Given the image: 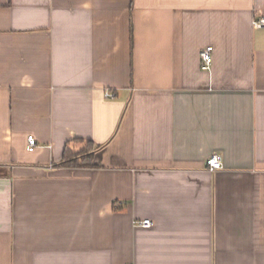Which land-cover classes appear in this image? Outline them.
<instances>
[{
	"label": "crops",
	"instance_id": "obj_1",
	"mask_svg": "<svg viewBox=\"0 0 264 264\" xmlns=\"http://www.w3.org/2000/svg\"><path fill=\"white\" fill-rule=\"evenodd\" d=\"M260 15L264 0H0V264H264ZM86 142L90 164L65 163Z\"/></svg>",
	"mask_w": 264,
	"mask_h": 264
},
{
	"label": "built area",
	"instance_id": "obj_2",
	"mask_svg": "<svg viewBox=\"0 0 264 264\" xmlns=\"http://www.w3.org/2000/svg\"><path fill=\"white\" fill-rule=\"evenodd\" d=\"M253 24L256 27L264 26V15H260L253 19ZM201 57V68L203 70H211L213 64V45H206L200 50ZM107 96L109 92L107 91ZM28 145L27 148L30 151H33L38 146L37 138L34 134H29L27 136ZM206 165L210 170H216L223 168V155L219 152H214L206 159ZM136 225L143 227H151L154 224V221L151 218H143L142 220L135 221Z\"/></svg>",
	"mask_w": 264,
	"mask_h": 264
},
{
	"label": "trees",
	"instance_id": "obj_3",
	"mask_svg": "<svg viewBox=\"0 0 264 264\" xmlns=\"http://www.w3.org/2000/svg\"><path fill=\"white\" fill-rule=\"evenodd\" d=\"M94 148V146L90 142H86L84 147L80 150H74L70 147L65 148L64 152V159L65 163L71 164V165H89L91 158L88 156L79 157V155L83 152H89Z\"/></svg>",
	"mask_w": 264,
	"mask_h": 264
}]
</instances>
